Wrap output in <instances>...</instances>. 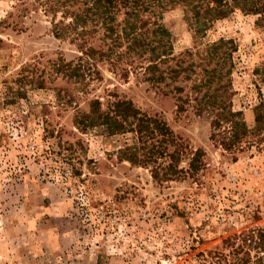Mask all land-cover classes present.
Returning a JSON list of instances; mask_svg holds the SVG:
<instances>
[{"label":"rangeland","instance_id":"374dc122","mask_svg":"<svg viewBox=\"0 0 264 264\" xmlns=\"http://www.w3.org/2000/svg\"><path fill=\"white\" fill-rule=\"evenodd\" d=\"M47 1L0 0V264H264V249L249 240L264 229V130L226 151L219 133L230 125L214 130V113L198 115L192 100L203 70L217 65L208 48L227 42L230 108L256 125L264 105V0L146 2L153 6L144 19L171 33L175 58L161 68L189 66L190 80L183 74L154 86L143 71L124 78L99 63L100 76H87L83 86L54 77L41 89L26 77L29 65L49 70L58 59L82 56L77 42L55 36ZM102 32L86 38L106 51ZM60 88L68 92L61 98ZM112 96L159 116L203 151L199 177L158 182L151 169L120 159L133 135L75 124L92 99L107 105ZM180 96L191 99L185 112ZM188 161L180 167L187 170Z\"/></svg>","mask_w":264,"mask_h":264},{"label":"trees","instance_id":"16d2710c","mask_svg":"<svg viewBox=\"0 0 264 264\" xmlns=\"http://www.w3.org/2000/svg\"><path fill=\"white\" fill-rule=\"evenodd\" d=\"M147 1L48 0L45 13L52 17L55 36L77 42L82 56L77 61L58 59L50 64L49 70L29 65L24 70L26 77L32 76L29 82L44 89L54 81V77H61L74 80L76 85L83 86L87 76H90V81L100 76L99 63L108 64L110 70L124 78H128L131 73L143 71L147 82L154 86L166 81L167 77L176 83L183 74H186L184 79L190 80L189 66L176 64L175 67L161 68L175 58L170 43L171 33L160 23H151V19H144V9L153 6L146 4ZM59 13H62V20L58 21ZM120 15L124 16L121 21ZM100 31H103L104 40L109 41L106 51L91 47L86 38ZM228 44L220 41L208 48L209 63L216 60L217 65L203 70L205 79L200 84L193 85V90L197 93H193L195 97L192 100L198 115L205 111L214 113V130L221 129L224 124L230 125L229 130L225 129L219 134L223 133L220 135V145L226 151H232L250 135L259 136L262 133L264 105L260 104L257 108L260 113L253 128H249L240 119V113H234L230 108V88L227 89V86L231 82V70L225 69L229 60L226 52H223L224 49H229ZM124 45L126 51L122 53L120 49ZM133 54L139 57L138 61L131 56ZM226 76L227 80L224 82ZM214 84L217 86L213 88ZM204 89L206 91L201 96ZM57 91L59 98L63 92L68 93L65 88ZM173 92L184 93V89L174 87ZM67 96L73 98L71 93ZM112 97L114 100L108 101L107 105L100 99H92L89 103L90 111L79 113L75 124L82 130L103 129L109 136L133 135V144H125L119 150L120 159L138 167L151 169L153 179L158 182L199 177V172L205 167L203 151L194 152L190 149L159 116L143 113L131 100ZM65 102L72 103L71 100ZM178 102V111L185 112L186 104H190L188 102H191V99L180 96ZM218 135L214 133L212 140L215 141ZM185 159L189 160L187 170L180 167ZM249 240H257V248L264 249V229H258L254 236L250 235Z\"/></svg>","mask_w":264,"mask_h":264}]
</instances>
